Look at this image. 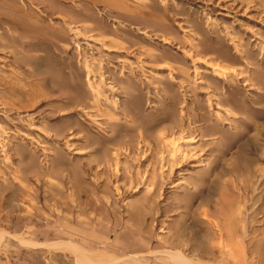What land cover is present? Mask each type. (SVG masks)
I'll use <instances>...</instances> for the list:
<instances>
[{
	"label": "rangeland",
	"instance_id": "rangeland-1",
	"mask_svg": "<svg viewBox=\"0 0 264 264\" xmlns=\"http://www.w3.org/2000/svg\"><path fill=\"white\" fill-rule=\"evenodd\" d=\"M0 264H264V0H0Z\"/></svg>",
	"mask_w": 264,
	"mask_h": 264
},
{
	"label": "bare ground",
	"instance_id": "bare-ground-1",
	"mask_svg": "<svg viewBox=\"0 0 264 264\" xmlns=\"http://www.w3.org/2000/svg\"><path fill=\"white\" fill-rule=\"evenodd\" d=\"M117 50V49H116ZM121 51V50H120ZM197 61H199V62H204V64H206L207 66H211V64L210 63H208V61H206V60H204V61H201V59H196ZM212 68H214L215 70H217L218 71V68L217 67H212ZM229 72V71H228ZM216 74H218V72H216ZM97 124V123H96ZM79 137H73V139H78ZM194 140L192 139V137H187V138H185L184 139V141L183 142H185V143H190V142H193ZM76 152H78V151H76ZM80 153V152H79ZM142 156H143V158H144V153L142 154ZM196 157H192L191 158V160H194ZM191 165L192 166H196V164H194V163H191Z\"/></svg>",
	"mask_w": 264,
	"mask_h": 264
}]
</instances>
